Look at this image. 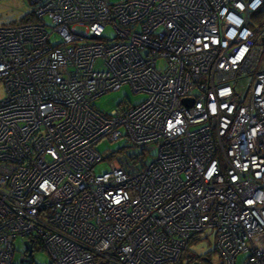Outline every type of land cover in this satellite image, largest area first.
Returning a JSON list of instances; mask_svg holds the SVG:
<instances>
[{
	"label": "built area",
	"instance_id": "1",
	"mask_svg": "<svg viewBox=\"0 0 264 264\" xmlns=\"http://www.w3.org/2000/svg\"><path fill=\"white\" fill-rule=\"evenodd\" d=\"M30 1L0 26V264H192L211 235L264 264V0Z\"/></svg>",
	"mask_w": 264,
	"mask_h": 264
},
{
	"label": "rangeland",
	"instance_id": "2",
	"mask_svg": "<svg viewBox=\"0 0 264 264\" xmlns=\"http://www.w3.org/2000/svg\"><path fill=\"white\" fill-rule=\"evenodd\" d=\"M116 2L118 0H112ZM34 6L30 0H0V26L9 25L14 22L21 21L22 17H25L29 12L33 10ZM49 22V20H48ZM253 23L255 25L264 23V15H254ZM105 35L108 37H115L117 35L116 29L113 25H108ZM254 79V75H248L245 79H242L239 83L240 85H249ZM241 88V87H240ZM6 88L3 83H0V99L5 97ZM147 95L145 93H135L131 85L124 84L119 89H115L106 94H103L94 103L96 107L104 113H110L114 110L120 103L131 101L133 104H137L143 101ZM130 141L127 137L120 138L116 141H111L109 139H103L97 144V148L101 151L103 155H108L110 152H116L117 150L124 148L129 145ZM111 158H105L101 163L98 164L96 171L105 172L110 167ZM16 254L15 261H19L21 254L24 252V239L18 237L15 240ZM210 252L211 261L213 264H223V257L215 249V236L211 235L208 239L190 244L183 254V260H187L190 255L197 256L198 254H205ZM247 254L242 253L237 258V264H244ZM34 259L38 264H50L51 258L46 251H36L34 254ZM173 264V263H168Z\"/></svg>",
	"mask_w": 264,
	"mask_h": 264
},
{
	"label": "trees",
	"instance_id": "3",
	"mask_svg": "<svg viewBox=\"0 0 264 264\" xmlns=\"http://www.w3.org/2000/svg\"><path fill=\"white\" fill-rule=\"evenodd\" d=\"M30 13L31 12H29L25 17H22L21 21H19V22L36 21V19L34 18V16H32ZM258 14L259 15H264V11L261 10V11L257 12L255 15H258ZM209 253L210 252L205 253V254H201V255L198 254L197 256H195V254L194 255L192 254V255L189 256L190 257L189 262H192L193 261V258H196V259L197 258H199V259L201 258V259L205 260L207 264H213V262L211 261V257H210V254Z\"/></svg>",
	"mask_w": 264,
	"mask_h": 264
},
{
	"label": "water",
	"instance_id": "4",
	"mask_svg": "<svg viewBox=\"0 0 264 264\" xmlns=\"http://www.w3.org/2000/svg\"><path fill=\"white\" fill-rule=\"evenodd\" d=\"M187 102L190 103L189 100H188ZM26 247H27V248L29 249V251L31 252V250H32L31 243L26 242ZM192 264H206V263H205L204 261L196 260V261L192 262Z\"/></svg>",
	"mask_w": 264,
	"mask_h": 264
},
{
	"label": "flooded vegetation",
	"instance_id": "5",
	"mask_svg": "<svg viewBox=\"0 0 264 264\" xmlns=\"http://www.w3.org/2000/svg\"><path fill=\"white\" fill-rule=\"evenodd\" d=\"M193 260H196V258H193ZM198 260H201V258H200V259L198 258ZM188 263H189V262H188Z\"/></svg>",
	"mask_w": 264,
	"mask_h": 264
}]
</instances>
